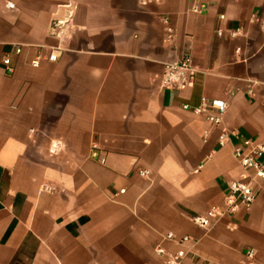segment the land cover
<instances>
[{
    "label": "crops",
    "instance_id": "crops-1",
    "mask_svg": "<svg viewBox=\"0 0 264 264\" xmlns=\"http://www.w3.org/2000/svg\"><path fill=\"white\" fill-rule=\"evenodd\" d=\"M200 1L0 0V264H161L168 232L192 238L181 264H264V179L250 207L192 220L245 179L233 148L264 143V0ZM186 55L193 83L163 87ZM202 96L227 102L219 125L182 108Z\"/></svg>",
    "mask_w": 264,
    "mask_h": 264
},
{
    "label": "built area",
    "instance_id": "built-area-1",
    "mask_svg": "<svg viewBox=\"0 0 264 264\" xmlns=\"http://www.w3.org/2000/svg\"><path fill=\"white\" fill-rule=\"evenodd\" d=\"M5 5L9 8L14 7V4L11 2H6ZM190 10L195 13H203L207 10V4L200 0H190ZM219 17L223 18L224 15L220 14ZM162 22L165 27L167 39L170 40L174 35V26L171 24L170 19L167 16H163ZM59 23L60 21H54L51 25V29L54 30L58 27ZM261 29L262 32H264V24H262ZM217 33L220 35L221 30L218 29ZM20 51L21 45H16L12 52L18 54ZM59 53L60 48L57 46L51 47L46 54L39 51L31 61V64L36 67L42 59L55 61L57 60ZM1 62L6 73H12L14 71L11 53L5 54L1 58ZM196 71L197 69L189 55L178 60L164 62L161 75V85L166 88L178 89L190 86L193 83ZM182 108L195 115L204 116L205 119L213 125H219L222 121V116L226 111L227 102L221 98H207L202 96L198 104L191 105L184 103L182 104ZM230 133L236 135L234 131H230ZM227 137L228 131L223 130L218 137L219 144L222 145L227 140ZM92 154L96 155L95 146L93 147ZM262 154H264V143L257 142L251 138L242 139L241 142L233 148V155L239 165L247 172L245 179L229 181L227 183V193L223 201L220 204L209 206L206 214L192 217L193 222L203 228H208L211 224L212 218L232 214L240 207H250L255 199L253 181L258 178L264 179V163L260 161V156ZM99 160L100 162H104L103 158H100ZM139 174L147 176L149 170L141 169L139 170ZM165 238L175 242L178 247L175 250L170 251L161 246H156L154 250L162 257L161 264H181L187 255L186 246L192 242V238L188 235L176 237L171 232H168L165 235ZM252 253L253 251L250 250L248 256H251Z\"/></svg>",
    "mask_w": 264,
    "mask_h": 264
}]
</instances>
